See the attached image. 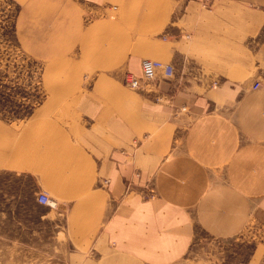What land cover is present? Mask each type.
<instances>
[{"label":"crops","instance_id":"0c3cea01","mask_svg":"<svg viewBox=\"0 0 264 264\" xmlns=\"http://www.w3.org/2000/svg\"><path fill=\"white\" fill-rule=\"evenodd\" d=\"M83 2L74 43L92 73L120 71L122 81L150 58L173 64V76L136 89L61 85L64 105L0 120V171L52 191L66 235L100 234L144 264L176 261L193 239L197 197L214 193L211 164L228 151L241 158L239 127H264L250 116L264 110V0Z\"/></svg>","mask_w":264,"mask_h":264},{"label":"rangeland","instance_id":"374dc122","mask_svg":"<svg viewBox=\"0 0 264 264\" xmlns=\"http://www.w3.org/2000/svg\"><path fill=\"white\" fill-rule=\"evenodd\" d=\"M83 4L0 0V120L18 124L51 99L64 105V84H122L120 71L92 73L78 53L74 34L87 21ZM250 116L264 122L263 109ZM248 129L238 128L241 158L228 151L229 159L211 164L214 193L197 197L193 239L186 253L167 264H264V127L252 134ZM38 190L46 191L33 177L0 171V264H144L120 255L100 234L90 235L94 240L66 235L65 213L38 203Z\"/></svg>","mask_w":264,"mask_h":264},{"label":"built area","instance_id":"2783aa9c","mask_svg":"<svg viewBox=\"0 0 264 264\" xmlns=\"http://www.w3.org/2000/svg\"><path fill=\"white\" fill-rule=\"evenodd\" d=\"M141 74L136 76L130 72H126L122 81L125 85L130 88L136 89L141 88L146 83L150 82L156 75L159 69L163 70L165 78H170L174 73V65L169 62H163L161 60H154L149 58H144L141 60ZM259 85L258 82L253 84L254 88H257ZM36 201L40 204L48 205L49 207H54L55 203L52 201V198L49 196L47 191L38 190L36 194Z\"/></svg>","mask_w":264,"mask_h":264},{"label":"bare ground","instance_id":"6f19581e","mask_svg":"<svg viewBox=\"0 0 264 264\" xmlns=\"http://www.w3.org/2000/svg\"><path fill=\"white\" fill-rule=\"evenodd\" d=\"M149 59H150V58H149ZM159 74H161L163 77H165V76H164V73H163V70H162V69H159V70L157 71V73H156V75H155V77H154L153 79H155V78L157 77V75H159ZM256 82H258V81H256ZM254 83H255V82H254ZM254 83H253V84H254ZM258 83H259V82H258ZM253 84H252V85H253ZM259 85H260V84H259ZM259 85H258V86H259Z\"/></svg>","mask_w":264,"mask_h":264}]
</instances>
